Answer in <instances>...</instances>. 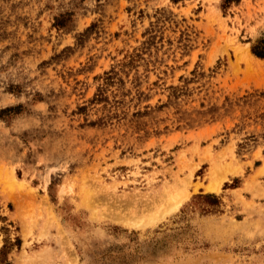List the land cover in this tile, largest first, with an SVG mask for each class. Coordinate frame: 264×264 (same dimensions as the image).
Returning <instances> with one entry per match:
<instances>
[{"label": "rangeland", "instance_id": "rangeland-1", "mask_svg": "<svg viewBox=\"0 0 264 264\" xmlns=\"http://www.w3.org/2000/svg\"><path fill=\"white\" fill-rule=\"evenodd\" d=\"M263 37L264 0H0V264H264Z\"/></svg>", "mask_w": 264, "mask_h": 264}, {"label": "bare ground", "instance_id": "bare-ground-1", "mask_svg": "<svg viewBox=\"0 0 264 264\" xmlns=\"http://www.w3.org/2000/svg\"><path fill=\"white\" fill-rule=\"evenodd\" d=\"M216 179H217L216 174H214V176H212L211 180L209 181L207 185L212 190L214 188H217L219 185ZM185 193H186V190L184 188L183 189L180 188L171 194L169 192L168 193L166 192L165 194H163L162 199L152 198L151 202L147 203L146 206L142 210L145 214L144 216H141L139 218L127 217L126 219L128 221H131L134 225L138 224V226L144 225V224H147L153 221H157L159 218L163 217L170 210L175 209L179 204H181V201H183L182 199ZM115 214H116L115 216L117 217L116 212ZM118 216L120 215L118 214Z\"/></svg>", "mask_w": 264, "mask_h": 264}, {"label": "trees", "instance_id": "trees-1", "mask_svg": "<svg viewBox=\"0 0 264 264\" xmlns=\"http://www.w3.org/2000/svg\"><path fill=\"white\" fill-rule=\"evenodd\" d=\"M252 51L256 55L264 57V37L262 39H260V42L252 44ZM198 196H208V197L214 196L215 198H217L215 193H207V194H204V195L201 194V195H198ZM17 240L19 241L20 238H17ZM4 248H5V245H4ZM3 252H4V249L2 248L1 253H3Z\"/></svg>", "mask_w": 264, "mask_h": 264}]
</instances>
